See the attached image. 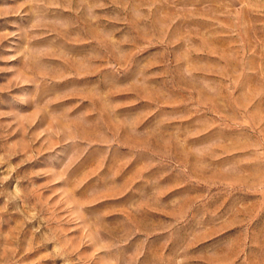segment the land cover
<instances>
[{
  "label": "rangeland",
  "instance_id": "rangeland-1",
  "mask_svg": "<svg viewBox=\"0 0 264 264\" xmlns=\"http://www.w3.org/2000/svg\"><path fill=\"white\" fill-rule=\"evenodd\" d=\"M0 264H264V0H0Z\"/></svg>",
  "mask_w": 264,
  "mask_h": 264
}]
</instances>
